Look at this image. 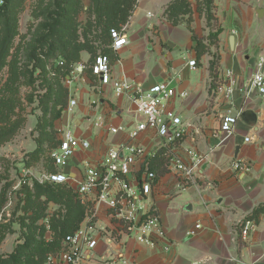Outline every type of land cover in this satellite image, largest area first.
Wrapping results in <instances>:
<instances>
[{"label":"crops","instance_id":"obj_1","mask_svg":"<svg viewBox=\"0 0 264 264\" xmlns=\"http://www.w3.org/2000/svg\"><path fill=\"white\" fill-rule=\"evenodd\" d=\"M173 1L138 0L125 26L129 44L118 53L123 67H115V72L123 71L145 88L172 82L178 94L186 93L185 98L168 103V108L190 125L189 137L176 152L185 161V149L208 154L207 159L191 186L181 189L167 170L153 190L151 200L172 243L170 251L164 250V243L151 249L130 237L113 243L101 238L97 249L86 254L84 264H264V213L247 238L240 228L264 205V97L246 93L247 82L264 59V0H215L211 25L201 12V0H187L191 13L173 25L165 15ZM193 36L201 39L208 51L201 57ZM214 58L215 79L210 70ZM193 60L196 67L190 68L188 63ZM232 82L233 107L216 93L219 86L228 87ZM103 90L93 85L82 88L79 97H87L90 103L75 98L79 100L75 108L78 115L62 118L63 130L69 128L76 137L92 143L90 150L79 151L69 161L70 169L84 160H98L109 149L129 141L127 134L111 135L107 129L132 126L133 107L113 97L109 87ZM94 101H99L96 108ZM240 110H252L256 125L249 127L238 120L233 135L218 146L214 134L221 135L224 118ZM99 117L105 127L96 126ZM136 143L150 150L156 148L158 140L150 131ZM236 163L245 169H235ZM97 220V226L112 228L102 205Z\"/></svg>","mask_w":264,"mask_h":264},{"label":"built area","instance_id":"obj_2","mask_svg":"<svg viewBox=\"0 0 264 264\" xmlns=\"http://www.w3.org/2000/svg\"><path fill=\"white\" fill-rule=\"evenodd\" d=\"M3 0H0V5ZM112 49L118 53L129 44L126 28L121 31H112ZM196 61H190V68L196 67ZM64 65L60 60L58 66ZM122 69V60L118 57L111 64L108 57L100 56L92 66L93 75L97 81L95 87L104 92L105 87L111 89L113 97L124 99L134 110V123L132 126L109 127L111 135L125 133L129 141L125 144L113 147L100 159L84 160L79 165L70 169L69 161L79 151H88L92 143L83 138L76 137L72 130H63L60 144L51 152L50 158L57 172H47L42 180L50 185L68 184L76 193L81 205L85 208V220L78 231L68 236L64 241V247L60 255L50 262L60 264H84L86 254L97 249L100 239L104 238L113 243L120 237L134 238L140 245L151 249L164 243V250L170 251L172 243L160 220L151 195L157 184V177L150 171V161L155 155L164 150L170 162L169 172L175 176L179 187L184 189L195 183L199 178V171L206 161L207 155L198 153L193 149H185L188 161L180 156L176 149L181 147L184 140L189 137L190 125L183 122L177 113L168 108V103L177 97L185 98L186 93L178 94L172 82H163L150 88L129 79L123 71L115 72V67ZM84 67H75L72 70L73 79L82 76ZM232 73L227 76L232 80ZM70 79V78H69ZM217 95L222 94L225 100L233 107L235 94L234 83L228 87L219 86ZM246 93H257L258 97H264V59L258 65L257 71L246 84ZM93 104L99 105V101ZM78 101L71 96L68 112L73 111ZM235 120L228 114L221 125L220 133L214 137L218 146L222 145L233 135V126L243 113L240 110ZM97 127H105L102 117L96 122ZM153 132L158 144L154 149H147L136 141L145 133ZM237 170H244L238 163L234 165ZM19 185H26L24 179ZM104 206L112 221V228L107 229L97 226L99 206ZM200 228V226H197ZM241 235L247 238L257 229L254 220H245L240 225Z\"/></svg>","mask_w":264,"mask_h":264},{"label":"rangeland","instance_id":"obj_3","mask_svg":"<svg viewBox=\"0 0 264 264\" xmlns=\"http://www.w3.org/2000/svg\"><path fill=\"white\" fill-rule=\"evenodd\" d=\"M57 1L62 0H13L11 5L16 36L0 71V90L4 91L8 86H12L13 90L10 95L1 91L0 97H7L8 102L4 105L6 114L4 112L0 128L16 122L21 123V128L12 140L0 145V260L11 255L28 237L34 239L32 247H48L54 241L57 222L65 221L69 209H72L66 202L52 201L36 193V185L57 190V186L42 183V180L47 172L55 171L50 154L60 144L65 128L62 118L79 113L78 109L68 112L71 96L79 98L83 104L90 103L87 97H79L80 90L94 83L89 75L75 80L72 73L63 74L58 62L66 59L60 53L48 59L40 50H37L36 57L41 61L32 77L36 60L31 53L35 47H39L37 39L43 34L42 24L47 14L55 9ZM92 3V0H67L63 5L69 11V19L64 26L65 31L71 33L69 49L76 50L75 43L93 41L90 44L96 51L94 54L88 50L79 52L78 61L70 64L74 68L87 67L89 70L94 58L107 47L105 45L98 49L94 44L96 10ZM98 31L101 32L100 27ZM66 35L62 36L63 40L67 39ZM49 88L52 92H48ZM98 94L101 96V93ZM63 97H67V103L62 117L50 127L53 114L61 107H54V103ZM97 106L93 105L95 108ZM70 123L73 127V122ZM23 176L28 183L20 186ZM64 186L70 187L68 184ZM61 247H64V243H61ZM58 256L48 253L45 264H55L49 259ZM30 257L35 260L40 258L36 251Z\"/></svg>","mask_w":264,"mask_h":264},{"label":"trees","instance_id":"obj_4","mask_svg":"<svg viewBox=\"0 0 264 264\" xmlns=\"http://www.w3.org/2000/svg\"><path fill=\"white\" fill-rule=\"evenodd\" d=\"M13 0H3V4L0 5V22L2 27H0V71L2 70L5 60L8 56L9 49L13 43V40L16 36V30L13 26V19L11 15V5ZM70 2V1H69ZM92 4L94 9L96 10V34L94 36V44H97L98 49H102L103 46H107L102 49L101 54L97 55L92 61V66L94 65L96 59L100 56L108 57L111 64H114L118 55L113 52L112 44V31H121L123 26L127 25L130 17L137 6V0H92ZM215 0H201L199 5L201 7V12L205 14L207 22L209 25L215 20L213 9H214ZM67 3L65 1H57L55 5V9L47 14L44 19V23L42 24L43 34L41 37L37 39L39 43V47H35L33 52L31 53L32 58L36 60L35 67L31 72L32 77L34 76V72L37 70L40 59H37L36 53L40 50L48 59L55 56L56 53H60L66 60L64 61V65L59 67L63 74L71 73L73 70V62L78 61L79 52L83 50H88L91 54H94L95 47L91 46L92 43L85 42L75 43L76 50H71L70 44H68V38L71 33L70 31L64 29L66 22L69 19V11L67 8H64L63 5ZM191 13L190 5L187 0H175L173 1L166 9L165 15L169 21L173 25H178L182 22V16ZM190 23V20H188ZM102 26V28H101ZM98 27H100V31H98ZM64 30V31H62ZM221 32V29L217 31L215 35ZM61 34L66 35L67 39L63 40ZM193 39L197 42L196 51L198 56L201 57L203 54L207 53V49L203 45V41L193 36ZM46 46V47H45ZM44 47L46 49H44ZM38 50V51H37ZM92 66L88 70L87 67H84L82 71V76H88L89 78L94 80L92 83L93 86L96 84V77L93 75ZM216 66L217 60L213 59L211 62V75L213 79L216 78ZM35 81V79H33ZM12 86H8L4 91L0 90V95L2 92H8L10 95L12 93ZM48 92H52V89L49 88ZM67 96V93H65ZM52 96V94H51ZM56 96V94H55ZM68 97V96H67ZM67 97L64 99H58L54 103V107L61 106L57 111L53 114V117L49 123L50 127L54 125V123L62 117V113L64 110V106L67 103ZM7 98V97H6ZM6 98L0 97V122L4 120V112L6 114V110L4 109V105L7 104L8 100ZM53 107V108H54ZM6 118V115H5ZM21 128V123L16 122L10 125H6L4 128H0V145L9 142L12 138L15 137L18 130ZM58 146L55 148L57 149ZM52 161V160H51ZM170 159L164 150L159 151L154 158L150 161V171L154 172L157 181L159 178L167 173ZM52 163V167L55 169L52 172H57L56 168ZM66 185V184H65ZM52 186V185H51ZM57 186V190L53 187L36 185V193L40 196H46L52 201L57 202H66L72 209H69L68 216L65 221L57 222V227H55V238L52 244H49L48 247L42 248V245L32 247L34 239L28 237L22 245H20L11 255H9L6 259H1L0 264H45L44 260H47L46 256L48 253H52L53 255H60L62 248L61 243H64L65 239L73 235L76 231L79 230L81 225L85 220V208L79 202L76 193L74 190L69 187L66 188L64 184L62 185H54ZM68 201H67V200ZM1 202L3 200L1 199ZM264 213V205L255 210L253 216L248 218V220H254L257 222L258 216ZM63 246V245H62ZM39 255L38 259H31V253L35 252ZM38 251V252H37Z\"/></svg>","mask_w":264,"mask_h":264},{"label":"water","instance_id":"obj_5","mask_svg":"<svg viewBox=\"0 0 264 264\" xmlns=\"http://www.w3.org/2000/svg\"><path fill=\"white\" fill-rule=\"evenodd\" d=\"M234 42H235V38L232 37L231 38L232 48H234ZM231 117L236 120L238 118V113H233ZM239 120H241L243 123H245L249 127H254L257 123V116L252 110H247V111H244L239 116Z\"/></svg>","mask_w":264,"mask_h":264}]
</instances>
